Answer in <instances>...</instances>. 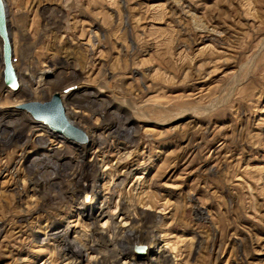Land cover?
<instances>
[{"label":"rangeland","instance_id":"obj_1","mask_svg":"<svg viewBox=\"0 0 264 264\" xmlns=\"http://www.w3.org/2000/svg\"><path fill=\"white\" fill-rule=\"evenodd\" d=\"M3 1L18 89L0 42V138L22 134L0 141V264H264V0ZM54 95L83 140L23 109ZM84 166L91 204L44 207L34 181L70 189Z\"/></svg>","mask_w":264,"mask_h":264},{"label":"bare ground","instance_id":"obj_2","mask_svg":"<svg viewBox=\"0 0 264 264\" xmlns=\"http://www.w3.org/2000/svg\"><path fill=\"white\" fill-rule=\"evenodd\" d=\"M18 89V88H17ZM55 96V95H54ZM67 97H68V100L69 101H72L75 100V95L73 94H67ZM83 97V96H82ZM52 99V98H51ZM60 99V98H59ZM86 99L88 98H82V100L80 99L78 102V104H88L89 101H86ZM61 102V101H60ZM32 103V102H30ZM39 103V102H38ZM46 103V102H45ZM25 104H28V103H25ZM23 104V105H25ZM62 104V103H61ZM64 106L66 105H63L62 104V107L64 109ZM78 108H81L83 109V107L81 105H77ZM91 112H95V113H98L101 115V112L103 111L102 110H96L94 108H91L89 109ZM64 115H65V118L67 120V122L72 126L74 127V117H69L68 115L65 114V110H64ZM102 116H103V112H102ZM32 117V116H31ZM25 119H27L25 117ZM107 119V118H106ZM41 122V121H39ZM28 123L29 126L27 127H23L24 129L22 130L23 134H24V137H25V144L31 142L29 139L30 137H32L31 139L34 138V141L36 138H39V135L36 134L37 131H34V130H31V125H34V124H38L39 123H36L35 121L33 120H30L28 119ZM43 123V122H42ZM128 123V122H127ZM106 124V127H107V130L109 131V134H110V137L116 133L118 130H119V136L120 137H124L125 140H132L134 139V135L132 133V131L129 129V128H126L124 126V124L121 123V126L117 127L116 124H114V122H107L105 123ZM114 127V128H113ZM114 131V133H113ZM28 132H30V136L29 137H26ZM11 133V132H10ZM18 134V135H17ZM19 134H22L21 131H17L13 134H11L10 137H8L7 139L5 138H0V141H2L3 143L7 144V145H10L11 143H14L16 140H19L21 139V136H19ZM87 134V133H86ZM108 136V135H107ZM2 137V136H1ZM5 141V142H4ZM43 146V145H42ZM45 147V146H44ZM47 150V149H46ZM84 152V151H83ZM82 152V153H83ZM44 159L43 160H40L37 164V169H41V168H51V169H54L58 166L57 164V161H56V158H59L60 156L58 155H55V157L51 156V155H48V154H44L43 155ZM35 166V165H34ZM87 166V165H86ZM86 166H84L83 168L85 170V172H82V171H79L78 173H75L73 175V181H74V185L73 187L70 189L69 188H65L63 189L62 185L64 183V180L65 178H63V175H61L60 173L56 172L55 174H53L52 176L46 178V179H41L43 181H40V180H35L34 183L36 184V187L40 186V189H43L44 190V187L45 185H48V184H51V189L48 191V192H45L44 196H43V206L44 207H47V206H50L52 205V203H54L55 201V197H59L60 198V201L62 202V200H64V197L65 194L66 195H69L71 197V200L74 201V203L77 205V206H80V207H85L86 205L91 204L92 200H93V197H92V192L94 190V179L95 177H93L90 172L88 173V171L86 170ZM36 173V172H35ZM94 173V172H93ZM38 174V173H37ZM65 176V175H64ZM66 177V176H65ZM68 177V176H67ZM36 179V178H35ZM33 185V184H32ZM41 192V190H40ZM41 194V193H40ZM69 198V197H68ZM70 199V198H69ZM57 201V200H56ZM59 201V200H58ZM66 201V200H64ZM73 203V204H74ZM124 205V204H123ZM123 210V209H122ZM142 217V216H141ZM149 222L150 220L148 218L145 217H142L139 219V223L141 224V226L144 228V229H148V225H149ZM136 223V222H135ZM52 231V234H50L51 236H58V233L59 231L58 230H51ZM133 236V233L131 231H127L126 232V238H130ZM70 245V242H66L64 245L60 246L59 250H58V253H57V259H65V260H68V261H71V262H76L79 260V256H80V253L77 252L76 250H73L72 248L69 247ZM94 248V247H93ZM129 253V250H125L124 252H122V254H128ZM131 253V252H130ZM161 260V259H160ZM164 261V260H163ZM150 262H153V261H150ZM107 262L104 260L103 264H106ZM161 263V262H160ZM158 263V264H160ZM139 264H143V263H139Z\"/></svg>","mask_w":264,"mask_h":264},{"label":"water","instance_id":"obj_3","mask_svg":"<svg viewBox=\"0 0 264 264\" xmlns=\"http://www.w3.org/2000/svg\"><path fill=\"white\" fill-rule=\"evenodd\" d=\"M0 42L2 58V79L5 87L11 91L18 88L17 76L13 67V53L11 38L7 26L6 8L3 0H0ZM35 120L43 122L51 131L61 133L73 140H83L82 133L72 127L66 120L64 109L57 95L49 102H32L23 106Z\"/></svg>","mask_w":264,"mask_h":264}]
</instances>
